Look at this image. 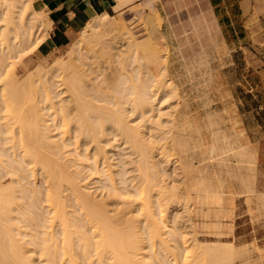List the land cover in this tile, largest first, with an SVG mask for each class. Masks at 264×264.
Listing matches in <instances>:
<instances>
[{
    "label": "rangeland",
    "instance_id": "obj_1",
    "mask_svg": "<svg viewBox=\"0 0 264 264\" xmlns=\"http://www.w3.org/2000/svg\"><path fill=\"white\" fill-rule=\"evenodd\" d=\"M199 3H202L201 0H141L122 11L111 14L114 17L113 19L121 20L123 25L126 24L124 26L129 27L134 32L135 38L140 42L139 44L143 45L145 43L144 47L146 49L148 48L147 45H149L150 34L146 16L152 11H155L159 15L162 21L160 30L163 40L159 39V37L156 40V45L159 43L158 40H161L162 44L160 43V45H164L165 48L158 45L159 48L161 47V51H158L159 48L157 51L160 57L163 56L161 60L164 63L166 62L168 67H171L169 71L172 72L168 71L166 75H160L158 81L160 80L159 83L163 84L164 79L170 80L177 88V91L179 90L178 93L181 96L179 98L180 102L183 101V106H187H185L187 112L180 113L182 120L184 118V120H188L189 122L187 127H185L187 130L184 132L186 149L185 151L178 150L175 156L172 157L181 161L180 164L182 165L179 167L183 169H179V176L171 170L172 178H175V181L172 182L173 184L182 186V181H184L187 184L186 186H188V191L186 190V186H182L185 187L187 192L183 195V200L181 199L182 203L180 204L184 210L181 211L180 209L178 212L173 210L174 207L170 203L171 200L169 199V202L168 197H166L168 196L166 189L157 187V190H153L150 194L153 207L151 210L154 214L155 212L159 213L155 217L158 216L161 220L163 213L165 218L170 221V223H167L166 226L168 227L166 228L164 225V227L161 225L164 228H162V234L164 233L163 238L166 239L170 248L163 249L164 247H160L161 245L156 243L155 240L148 239L150 233H145L151 230L150 228L146 229L148 226L143 221L144 219L146 220L147 214L145 212L147 210L143 206L145 205L143 203L145 201L141 194L142 185L140 182H142V179H139L140 169L134 163L137 156L129 149V144L123 142L122 135L112 137V142L108 146L105 145V149L108 152L107 156L110 159L108 164L98 162L96 165L93 160L94 151L90 152L92 146L91 148L89 146V149L85 150L86 152H84V149L83 151L81 150L84 148L82 147L79 148L78 153H82L83 155L85 153H92L93 155L90 154L92 158L87 160L84 157L85 155H81L79 158L84 162L80 160L81 163H79L81 165L74 164L76 167L74 171V168H72L74 165L72 164V170L70 169V171L73 172L72 174L75 171L81 173L78 174V177L80 176L78 178L79 185L83 186L90 193L91 198L93 197L104 205L106 204V208L110 211L115 209L125 210L127 207L130 210L127 215L128 217L130 216V221L133 223L138 218V221H135L138 224L137 226L141 225L138 229L145 225V228L142 227L145 232L142 228L140 230L136 229L140 233L137 236L139 238L142 237L141 243L144 247L141 250V255L137 257L141 258L140 260L146 258L144 260L145 263L148 261V264H174L177 256V261L179 262H176L178 264L181 262L180 260L186 258V256H190L189 253L191 251L193 254L199 245L203 246L202 244L205 243L209 245V242L215 244V241L219 243L226 242L225 244L229 245L233 243L234 248L239 251L236 264H264V19L256 26L257 32L254 33V38L249 34L248 38L241 45L243 49L239 50L240 45H235L234 41H229L230 45H227L219 24L215 21L213 15L209 13L208 9L203 7L202 4H200V7ZM114 26L117 27L113 24L105 30L107 34L106 38L110 41L118 34L117 28L115 29ZM52 27L51 21L46 23L47 38L37 47L35 45L36 40L31 39L24 40L26 43L23 41L22 44H18L19 48H16L17 50L14 49V52L8 50L7 53L5 49L3 52H6L3 53L0 50V56H3V54L7 56L12 52L11 55L9 54L11 56L9 59L11 58V60L7 58L5 60L4 58L5 62H3V66L2 64L0 66V106L3 104L9 106L3 100L5 94L2 93V91L5 92L3 85L6 84L10 77L15 76L16 73V83L19 87L17 90H20L19 93L23 94L22 96L25 95L26 97L24 98H27V100L22 101L18 97L15 105L20 109L25 108L23 110V112L25 111L24 114H34L33 108L37 104L43 107L45 103L44 108L46 109L47 104L48 107L54 102L51 105L55 104V108L58 107L57 101L59 99L51 97L53 95H51L49 90V87L52 86L54 91L60 93L64 88L63 85L61 86L62 78L57 75L62 71L55 67V63L68 59L72 48L82 38L84 28L82 27L83 29L81 28L75 33L67 34L68 38L59 39L53 36ZM2 39L5 40L1 38L0 44H5L6 41L3 42ZM90 43L84 40L81 44V47L84 44L83 47H79V49L85 50L89 49V47L91 48L94 43H91V46ZM29 45L31 46L29 47ZM156 45L154 46L155 51ZM3 46L5 45H1L0 48L3 49ZM95 49L97 51L100 50V52L95 53L97 54V58L93 54L90 56L89 60L92 61V56H95L96 59L93 58L92 62L87 60V63L89 62L88 66L92 68L97 66L96 68H98L100 66L99 62H101L104 65L103 72L105 75L108 77L112 73L113 76V70L120 68L123 63L115 59L111 62L106 51H103L99 46H96ZM79 52L74 55L77 56ZM94 61L98 62V64H95ZM6 74L9 75L6 76ZM116 79L110 76L109 81L105 82L103 87L109 89L107 91L114 97L113 99L117 98L116 100H120L121 98L117 97V93L115 94L116 91L111 90L117 89V83L119 82ZM44 87L47 93L49 92L50 94H46ZM105 88H103L104 91ZM33 93L36 97L33 96ZM21 94H18V96ZM48 97L50 101L47 99ZM60 97L63 99L65 94ZM123 98L121 101H123ZM17 100L21 102H17ZM98 104L103 105L102 103ZM8 106L0 107L2 116L6 114L7 110L9 111ZM54 106H51L53 109L49 107L51 112H49L50 110L48 111V108L43 111L46 114H53L54 117H51V120H48V124H46L49 126L50 135L53 137L52 140L58 144H62V142H65V137L67 138L65 136L67 135L66 132L70 128L64 123L60 124L64 121L65 113L64 111L61 112L60 109L54 110ZM114 108L116 109L117 107ZM39 110L40 114H43L41 107ZM136 117L134 115L130 116L128 120L134 122ZM47 119L50 118L47 117ZM52 119L54 120L52 121ZM139 121L140 119H136L132 124H136ZM55 123L57 124L56 126ZM8 136L9 133L4 134L0 131V139H5L4 142ZM155 137H158V134ZM155 137L154 139H156ZM7 144L9 143L5 142V146L9 147ZM153 146H157L159 149L161 144L153 142ZM157 147L154 150L156 154L153 161L155 163L159 162L160 156L164 153L162 150H157ZM74 148L69 147V150L73 151ZM72 151L68 152L67 155L70 158L78 157L76 156L77 153L75 154V151ZM168 156L169 154L164 156V159L168 158ZM67 159L69 158L67 157ZM23 163L21 162V165L16 164L19 165V170L15 177L19 179V177L24 176L20 179L21 184L23 183L22 185H24V188L27 187L28 191L31 188L33 189H31V195H28V197L31 196L33 198L34 196L32 195L35 194H39V197L35 195L34 198L36 199L33 198L34 200L31 202V197L28 198L26 196L29 199L27 201L26 197L23 198L22 196L23 201L20 200V202L22 201L23 204L20 203L21 208L15 214L18 219L16 223L20 224V227L23 226L19 230L20 236L18 235L17 237L19 239L21 237V240L24 239L22 241H28L26 249L33 251L28 253L33 255V264H42L39 250L47 244L46 240L49 238V233L51 232V229H48V227L52 211L47 203L48 200L46 201L47 195H49L46 188L48 183L46 184V178L40 169L37 168V171H33L35 167L32 169V166H29L27 163L24 165ZM122 170L123 174H125L124 176L120 175ZM6 173L5 169L0 166V181L8 186L12 176ZM21 186L19 191H21ZM27 190H24L25 195H27ZM122 193L124 194L121 195ZM63 194L67 197L71 196L70 199H73V193L69 185L64 187ZM153 195L155 196L153 197ZM156 195H159L157 196L159 199ZM186 195L187 197H185ZM185 200L189 204L184 203L186 202ZM33 202L34 205H32ZM70 202L68 201V204ZM183 204L186 206H183ZM188 207H191L192 210ZM78 208L73 201L68 210L74 214H79ZM18 212L22 215H19ZM31 212L35 215H32ZM23 213L27 216L26 218ZM174 216H178V220H182L183 225L179 224L180 230L175 231V240H171L173 238H171L172 236L168 232H173L174 230H170L173 228ZM130 221L128 223H120V228L131 231L127 225ZM57 223L54 228V234L60 243L62 239L61 227ZM146 223L148 224V221ZM133 224L135 225V223ZM177 253L179 256L183 255L181 258L185 257L181 259L176 255ZM2 259L4 260V257ZM2 259L0 262H2Z\"/></svg>",
    "mask_w": 264,
    "mask_h": 264
},
{
    "label": "bare ground",
    "instance_id": "obj_2",
    "mask_svg": "<svg viewBox=\"0 0 264 264\" xmlns=\"http://www.w3.org/2000/svg\"><path fill=\"white\" fill-rule=\"evenodd\" d=\"M134 1L135 0H119L115 10L129 3L131 4V2ZM48 18L45 12L35 7L33 0H0V41L1 38L5 39H2L3 42L6 41L5 44H0V46L5 45L3 49L0 48V50L3 52L6 49L7 53L8 50L14 52V49L19 48L18 44H22L24 40L31 39L36 40V47L39 46L47 38L45 26L46 23L49 22ZM113 18L114 17L108 12L98 16L96 15L92 22L86 24L87 26L82 31V38L72 48L68 59L66 61L60 60L55 63V67L62 71L57 75L62 78L63 84L61 82V86L63 85L64 88L61 90L62 92L59 93L58 91H54L52 86L48 87L51 95H53L50 96L54 99H59L57 101L59 108H55V104L51 105L54 102L48 107L47 104L46 109L44 108L45 103L43 107L37 104V106L33 108L34 114H24L25 111L23 112V110H25V108L20 109L15 105L18 97L22 99V101L27 100V98H24L26 96H22L23 94L19 93L20 90H17L19 87L16 83V73L15 76L10 77L6 84L3 85L5 92L2 91V93H5V97L7 96L6 98L3 96V100H5L9 106L3 104L0 107L8 106L9 111H5L6 114H3V116L2 113H0V131L4 134L9 133L5 141L9 143L7 144L9 147L5 146V139L1 140V138L0 166L3 167L12 178H10L11 181L9 180L10 186L0 181V257L1 259L4 257V260L2 259L0 264H33L34 262L33 255L28 254L33 251L26 249L28 241H22L24 239L21 240V237L20 239L17 237L20 234L19 230L23 226L20 227V224L16 223L18 219L15 214L21 208L20 203H22L23 198L31 195L33 190L31 188L32 190L30 189V191H28L26 189L27 187L24 188V185H22L23 183L21 184L20 179L24 176L21 178L18 176L19 179L15 177L19 170V165L16 164L21 165V162H24V165L26 163L29 164V166H32V169L35 167L33 171H37V168L40 169L46 178V184L48 183L46 188L47 192H49L47 194L49 195H47L46 201L48 200L47 203L52 211V217L51 219L49 218L52 222L49 221L50 225L48 229H51V232L49 233V238L46 240L47 244L44 248L39 250L42 264H148V261H146L147 263L144 261L146 258L140 260L141 258L137 257L141 255V250L144 248L141 243L142 237H138L140 233L137 230H140L142 227L145 228V225L138 229V227L141 226H137L138 224L135 222L136 220L138 221V218L136 217V220L134 218L135 221L132 219L135 225L130 221V216H127L130 212L129 208L126 207L125 210L115 209L110 211L106 208V204L104 205L93 197L91 198V195H89L90 193L87 192L83 186L84 189L79 185L78 178L80 176L78 177V174L81 173L75 171L74 174H72L73 172L70 171L72 164L81 165L80 163L83 160L79 157L83 154L78 153V150L82 147L84 148L81 150L83 151L84 149V152H86L89 149L88 147L90 146L91 148L92 146L90 152L94 151L93 160L96 165L98 162L108 164L110 159L107 156L108 152L105 147L112 142V137L114 138L121 135L123 137V142L129 144V149L134 152L133 154H136L137 159L134 163L137 164L140 169L139 179H142V182H140L142 185L141 194L145 201L143 202L145 204L143 206L147 210V212H145L147 217L145 218L148 224L145 219L143 221L146 226H148L146 229L148 230V228H150L151 231L148 232L149 230H146L147 232H145L143 228L142 230L146 234L150 233L148 239L155 240L156 243L161 245H159L160 247H164L163 249L170 248L166 239L163 238L164 233L162 234V228L164 226L165 228L168 227L166 225L168 222L170 223V221L165 218L163 213L161 220L158 216H156L157 218L155 217V215H159V213L155 212L154 214L151 210L153 207L150 194L153 190H157V187L166 189L168 193L166 197H168L169 202L171 200L170 203L173 204V210L177 212L180 209L181 211L184 210L180 204L182 203L181 199L183 195L187 193L186 190L188 186L182 181L184 179L181 181L183 182L182 186H186V190L185 187L173 184L172 182L175 181V178H172L173 175L171 170L177 173L178 176L180 175L179 169L181 167L179 166L182 165L180 164L181 161L172 157L175 156L178 150L185 151L186 149L184 132L187 130L185 127H187L189 122L188 120H184V118L182 120L180 113H186L187 106H183L182 100V102H180L179 98H181V96L178 93L179 90L177 91V88L170 80L164 79L163 84L159 83L160 80L158 81L160 75H166L171 68L167 66L166 62L164 63L161 60L163 56L161 55L162 57H160V54L158 55V51H161L160 48L162 46L164 47V45H160V41L163 40V38L160 30L162 21L159 15L156 14L155 11H152L146 16L149 27L148 31L150 33L147 49L144 47L145 43L143 45L139 44L140 42L135 38L136 35L134 32H132L129 27H125L126 24H124V26L121 20H115ZM113 24L117 26L114 27L115 29L117 28L118 34L113 37L112 42L106 38L107 34L105 30L108 26ZM158 38L161 40H158L159 43L156 45V40ZM84 40L92 44L94 43V45L91 48L89 47V49L82 50L81 48L85 43L82 47L81 44ZM24 43L26 42L24 41ZM91 43L90 46L92 45ZM155 45L157 46L156 51L154 48ZM158 45L161 47L159 48ZM24 46L26 47V45ZM30 46L31 45H29V47ZM96 46L101 47L103 51L107 52L111 62L115 59L123 63L120 68H115L113 70V76L112 73H110L108 77L105 75L103 72L104 65H102L101 62H99L100 66L98 65V68H96L97 66L95 67L96 70L94 67L88 66L89 62L97 58V54L95 53H98V51L100 52V50L97 51V49H95ZM79 47L81 48L79 49ZM158 48L159 50L157 51ZM2 52L1 54L6 51ZM77 52H79V55L77 54V56H75L74 54ZM9 54L11 55L12 52ZM9 54L7 56L4 54L0 56V66L1 64L3 66V62H5L6 58L9 59V57H11ZM92 54L95 55L96 58L92 56L94 59L91 58V61L89 59ZM9 60H11V58ZM87 60H89L88 63ZM116 62L114 63L116 64ZM95 64H98V62H95ZM8 75L6 74V76ZM110 76L114 79L117 78L116 80L119 82L117 83V89L111 90L116 91L115 94L117 93V97L121 98L120 100H116L117 98L113 99L114 97L107 91L109 89L103 87V84L109 81ZM156 82H158V86ZM3 86L1 87L3 88ZM103 88H105V91ZM45 92L47 95L50 94L49 92L47 93L46 90ZM35 93L38 94L36 91ZM18 94L21 95L18 96ZM60 94H65V97L61 99ZM33 96L36 97L34 93ZM49 97L47 99L50 101ZM122 98L123 101H121ZM17 102L21 101L17 100ZM98 103H102L103 105ZM51 106H54V110L60 109L61 112L64 111V121L62 120L63 122L60 124L64 123L70 128H68L69 130L66 132L67 135L65 136H67V138L65 137V142H62V144H58L52 140L53 137L50 135V129L47 125L48 120L50 121L51 117L53 118L54 116L51 113H44L43 110H47V108L48 111L53 109ZM40 107L44 115L40 114ZM49 107L51 108L49 109ZM114 107L117 108L115 109ZM49 112H51V110ZM133 115L137 116V120L140 119L136 124H132L136 119L134 122L128 120V118ZM46 116L50 119H47ZM53 120L54 119H52V121ZM56 125L55 123V126ZM156 134H158V137H155ZM154 137L156 139H154ZM153 142H155V144H161L159 149L157 146H153ZM69 147H75L73 151H75V154L77 153L76 156L78 157L70 158L67 155L68 152L72 151L69 150ZM155 147H157V150L164 151L158 163L153 161L156 154L154 151L156 149ZM90 154L85 153V156H83L87 160H90L92 158ZM168 154V158L166 157V159H164V156ZM67 157L69 159H67ZM75 165L72 167L74 168L73 171L76 168ZM90 168L92 169V167ZM123 173L122 170L120 175L124 176L125 174ZM15 184L19 185L16 187ZM66 185H69V188L72 190V197L74 199L72 200L75 202V206L77 205L79 207L77 209L79 214H74L68 210L73 201L70 199L71 196H68V198L63 194ZM20 186L21 191H19ZM24 190H27V195L24 194ZM21 192L25 196L23 194L21 195ZM37 192H39V190H37ZM123 194L124 193L121 195ZM35 195L32 196L35 197ZM37 195L36 196L39 197V194ZM154 196L155 195H153V197ZM157 196L159 195H156V197ZM27 197L25 198L26 200L31 196ZM185 197H187V195ZM33 198H30L31 202L36 199ZM157 198L159 199V197ZM20 200L22 201L20 202ZM68 201L72 202L68 204ZM184 203L188 202L186 201ZM32 205H34V202ZM184 205L185 204H183V206ZM191 207L188 208L191 209ZM185 210L187 209L185 208ZM33 211L35 210L33 209ZM26 213L30 215L28 211ZM187 213L186 215L189 214ZM18 214L22 215L20 212H18ZM32 215L35 214L33 213ZM24 216L25 218L27 217L26 215ZM128 221L131 222L127 224L130 227H128V229L131 231L120 228V223H128ZM178 221V216H174L173 228L170 229L174 230L173 232H168L170 236H172L171 238H173L171 240H175V231L177 232L180 230L179 224L183 223L182 220H180L181 223ZM56 223L61 227L60 232L62 239L60 243L54 234ZM161 225L164 226L161 227ZM214 243L215 244H211L209 242V245L206 243L202 244L203 246L199 245V247H196L197 249L195 248L196 250L194 249L195 251L193 254L190 250L192 255L189 253L190 256H186V258H184L185 256L182 257L184 259L181 258L183 255L179 256L177 253L176 255L183 260L178 258V260L181 261L178 264L182 262L183 264H236L239 251L234 248L233 243L232 245L225 244L226 242L219 243L214 241ZM176 261L177 256L175 258V263H173L177 264V262H179Z\"/></svg>",
    "mask_w": 264,
    "mask_h": 264
},
{
    "label": "crops",
    "instance_id": "obj_3",
    "mask_svg": "<svg viewBox=\"0 0 264 264\" xmlns=\"http://www.w3.org/2000/svg\"><path fill=\"white\" fill-rule=\"evenodd\" d=\"M136 0L116 9L118 0H33L35 7L49 15L53 25V36L68 38L67 34L85 28L94 17L105 12L110 14L122 11ZM200 1V0H199ZM215 21L219 24L227 45L229 41L239 44V50L249 34L254 38L256 26L264 19V0H201ZM82 28V29H83Z\"/></svg>",
    "mask_w": 264,
    "mask_h": 264
}]
</instances>
